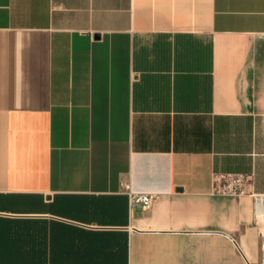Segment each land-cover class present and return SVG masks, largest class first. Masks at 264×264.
<instances>
[{
    "label": "crops",
    "instance_id": "obj_1",
    "mask_svg": "<svg viewBox=\"0 0 264 264\" xmlns=\"http://www.w3.org/2000/svg\"><path fill=\"white\" fill-rule=\"evenodd\" d=\"M0 264H264V0H0Z\"/></svg>",
    "mask_w": 264,
    "mask_h": 264
},
{
    "label": "built area",
    "instance_id": "obj_2",
    "mask_svg": "<svg viewBox=\"0 0 264 264\" xmlns=\"http://www.w3.org/2000/svg\"><path fill=\"white\" fill-rule=\"evenodd\" d=\"M253 173H220L214 177L213 190L216 194L241 197L253 194ZM154 195L151 193H132L131 202L140 203L145 208L153 204Z\"/></svg>",
    "mask_w": 264,
    "mask_h": 264
}]
</instances>
